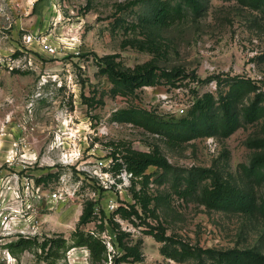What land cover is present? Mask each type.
Listing matches in <instances>:
<instances>
[{
  "label": "rangeland",
  "instance_id": "374dc122",
  "mask_svg": "<svg viewBox=\"0 0 264 264\" xmlns=\"http://www.w3.org/2000/svg\"><path fill=\"white\" fill-rule=\"evenodd\" d=\"M195 2L0 0V264H46L5 245L77 226L104 239L106 264H264V218L202 197L219 178L264 198L242 168L264 151V0ZM103 58L149 75L122 83ZM135 152L160 165L130 176ZM57 262L88 264V251Z\"/></svg>",
  "mask_w": 264,
  "mask_h": 264
},
{
  "label": "trees",
  "instance_id": "16d2710c",
  "mask_svg": "<svg viewBox=\"0 0 264 264\" xmlns=\"http://www.w3.org/2000/svg\"><path fill=\"white\" fill-rule=\"evenodd\" d=\"M192 7H196L197 3L195 0H187ZM194 5V6H193ZM157 8L154 12L155 19H159L164 15V10ZM104 59V58H103ZM106 60V59H104ZM106 69L111 75L117 76L122 83L134 82L138 80H143L146 71L143 73H126L123 71H116L113 64L106 60ZM145 79V78H144ZM148 83V80L145 82ZM196 105L202 106L201 102L197 101ZM225 114H228L227 108H225ZM225 121V126L230 127V118L227 116ZM186 120L179 122L178 130H176V137L181 140H187L192 138L196 133V128L187 125ZM187 125V126H186ZM258 145L264 148V139L257 141ZM117 157L113 156V162L117 165L116 170L120 171L122 165L125 164V170L130 173V176L134 178H139L144 175V171L149 165H160L159 158L154 154H143V153H131L124 157V162L119 163ZM264 151L258 154L251 166H242L243 171L247 175H252L256 179H264ZM41 179H36V183H40ZM135 203H140L141 196L134 192L132 194ZM203 199L214 206L228 205L235 209L242 211H253L255 210L262 218H264V198L260 200L257 204L251 196L246 193L239 191L238 189L232 187L225 181L219 178H213L211 185L202 191ZM142 201V200H141ZM96 203L94 201H88L81 214V221L86 222L88 218L93 213V209ZM117 209H121L117 207ZM116 209V210H117ZM130 209L134 215L139 218V214L134 205H131ZM100 214L104 215V211L100 210ZM102 218L101 223H103L104 218ZM37 247V255H40L42 259L45 260L46 264H58V260L65 257V253L73 247H84L88 251V264H106L108 262V257L110 252L106 246L104 239L100 237L93 230L85 231L80 229L78 226L71 232L69 238H65L62 235H52L50 237L44 238L42 241H37L34 237L33 239L29 237L19 236L18 239L8 242L5 247L7 250L15 255L17 252H22L24 250L30 249L31 246ZM127 253V252H125ZM114 257V256H113ZM246 258V257H245ZM260 259L258 256H252V258H246V264H256V261ZM126 260V254L121 255L116 258V262H123ZM15 264H20L19 262Z\"/></svg>",
  "mask_w": 264,
  "mask_h": 264
},
{
  "label": "built area",
  "instance_id": "2783aa9c",
  "mask_svg": "<svg viewBox=\"0 0 264 264\" xmlns=\"http://www.w3.org/2000/svg\"><path fill=\"white\" fill-rule=\"evenodd\" d=\"M50 51H51V49H50ZM179 111H180V112H183V108H180ZM53 195H54V194H53Z\"/></svg>",
  "mask_w": 264,
  "mask_h": 264
}]
</instances>
